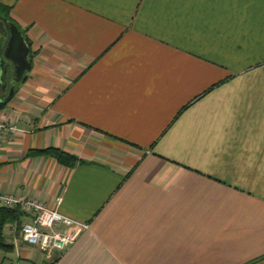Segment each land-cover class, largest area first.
Returning <instances> with one entry per match:
<instances>
[{
    "label": "crops",
    "instance_id": "0c3cea01",
    "mask_svg": "<svg viewBox=\"0 0 264 264\" xmlns=\"http://www.w3.org/2000/svg\"><path fill=\"white\" fill-rule=\"evenodd\" d=\"M0 3L34 53L0 193L87 226L55 264H264V0Z\"/></svg>",
    "mask_w": 264,
    "mask_h": 264
},
{
    "label": "built area",
    "instance_id": "2783aa9c",
    "mask_svg": "<svg viewBox=\"0 0 264 264\" xmlns=\"http://www.w3.org/2000/svg\"><path fill=\"white\" fill-rule=\"evenodd\" d=\"M19 131L14 121L0 117V146ZM0 207L17 209L30 218L26 222L7 224L4 232L12 246L20 241L26 248L35 250L34 261L39 264H49L55 256L63 254L87 227L34 198L0 193Z\"/></svg>",
    "mask_w": 264,
    "mask_h": 264
},
{
    "label": "water",
    "instance_id": "95a60500",
    "mask_svg": "<svg viewBox=\"0 0 264 264\" xmlns=\"http://www.w3.org/2000/svg\"><path fill=\"white\" fill-rule=\"evenodd\" d=\"M0 29L5 33V44L0 55V90L6 87L3 84L5 77L11 74V64L14 69V81L29 68V46L17 25L0 15ZM11 62V64H10ZM6 95L0 96V109L14 94V84L7 85Z\"/></svg>",
    "mask_w": 264,
    "mask_h": 264
},
{
    "label": "trees",
    "instance_id": "16d2710c",
    "mask_svg": "<svg viewBox=\"0 0 264 264\" xmlns=\"http://www.w3.org/2000/svg\"><path fill=\"white\" fill-rule=\"evenodd\" d=\"M9 8L6 5H3L0 3V15L7 18L9 21H12L11 18L8 15ZM13 22V21H12ZM17 25V24H16ZM18 27V25H17ZM19 28V27H18ZM5 40L3 39L2 46L5 44ZM25 41L27 42L29 46V60L31 62L33 52L30 49V42L25 36ZM37 154H44L52 157L56 160L57 163L65 166V167H73L76 162H78V158L65 150L56 148V147H48L44 149H34L27 153V156L30 155H37ZM23 216V213L18 211L17 209H8L0 207V250L6 253H10L13 251V246L5 241L4 238V229L9 223H15L20 222L21 217ZM61 255L55 256L53 261L49 264H55Z\"/></svg>",
    "mask_w": 264,
    "mask_h": 264
},
{
    "label": "rangeland",
    "instance_id": "374dc122",
    "mask_svg": "<svg viewBox=\"0 0 264 264\" xmlns=\"http://www.w3.org/2000/svg\"><path fill=\"white\" fill-rule=\"evenodd\" d=\"M1 31H2V35H3V39L5 40L6 39L5 33L3 32V30H1ZM5 237H7V236H5ZM7 258H8V260H7ZM3 259L5 261L4 264H6L8 262L16 264L19 262L18 258L16 257V253H14V252L6 253V252L0 251V260H3ZM46 264H48V263H46Z\"/></svg>",
    "mask_w": 264,
    "mask_h": 264
},
{
    "label": "flooded vegetation",
    "instance_id": "af4514ba",
    "mask_svg": "<svg viewBox=\"0 0 264 264\" xmlns=\"http://www.w3.org/2000/svg\"><path fill=\"white\" fill-rule=\"evenodd\" d=\"M10 64H11V62H10ZM13 67L14 66H12V64H11V74L9 75V77H8V75L5 77V80H4V82H3V84H6V87H7V85H12V80H13V77H14V73H13V71H14V69H13ZM6 87L5 88H3L2 90H0V96H4V95H6L7 93H6Z\"/></svg>",
    "mask_w": 264,
    "mask_h": 264
}]
</instances>
